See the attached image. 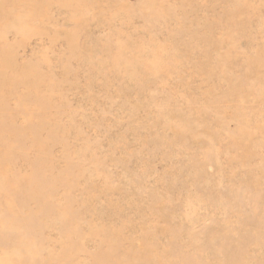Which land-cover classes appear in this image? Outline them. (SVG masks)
I'll return each mask as SVG.
<instances>
[{
	"label": "rangeland",
	"instance_id": "rangeland-1",
	"mask_svg": "<svg viewBox=\"0 0 264 264\" xmlns=\"http://www.w3.org/2000/svg\"><path fill=\"white\" fill-rule=\"evenodd\" d=\"M0 264H264V0H0Z\"/></svg>",
	"mask_w": 264,
	"mask_h": 264
}]
</instances>
